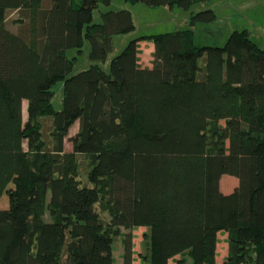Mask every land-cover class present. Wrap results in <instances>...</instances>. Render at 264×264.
Masks as SVG:
<instances>
[{"label":"trees","instance_id":"16d2710c","mask_svg":"<svg viewBox=\"0 0 264 264\" xmlns=\"http://www.w3.org/2000/svg\"><path fill=\"white\" fill-rule=\"evenodd\" d=\"M124 1L188 10L204 0ZM100 5L110 0H0V264H115L118 238L132 264L137 227L145 264H264V49L246 30L196 45L193 27L215 19L204 9L186 28L129 40L104 69L113 38L135 26L129 10ZM139 41L153 46L151 67L138 64ZM85 42L92 63L71 74ZM224 174L237 179L227 194Z\"/></svg>","mask_w":264,"mask_h":264},{"label":"rangeland","instance_id":"374dc122","mask_svg":"<svg viewBox=\"0 0 264 264\" xmlns=\"http://www.w3.org/2000/svg\"><path fill=\"white\" fill-rule=\"evenodd\" d=\"M101 10L107 9H127L132 15L134 30L128 34L117 35L113 38V48L108 54L104 63L98 62L104 69H107L109 60L118 54L129 40L137 39L143 35L168 32L188 27L190 13H196L204 9H211L215 14V19L210 23H198L193 27L194 43L198 46H222L228 35L235 30H246L252 41L260 48L264 49V0H204L190 6L188 10H183L178 6L171 9L162 6H148L143 3L131 5L124 0H110L108 7L100 5ZM17 17L16 11H8L6 23L7 27L13 31H18L19 27L13 22ZM93 22L99 23L98 12L94 11ZM138 64L143 67H151L152 44L148 41L138 42ZM153 48V46H152ZM88 44L84 43L81 52L76 56V62L71 74L88 67L90 62L87 59ZM68 55L75 54L74 50H69ZM61 82L53 86L54 97L53 105L55 109L60 107ZM26 119V102H22V120ZM221 126L224 125L220 121ZM77 122L73 124L67 138L64 141L66 150L71 149L69 138L74 136L77 131ZM79 165V175L85 179L87 161L83 155H77ZM237 186V179L234 176L224 174L219 180V189L223 194L233 191ZM7 195L0 196V209L7 208ZM127 232L121 229V233ZM132 264H145L143 255L146 253V234L144 227L132 228ZM216 261L221 262L227 253V235L225 232H218L216 235ZM113 255L115 264H121L122 245L118 238L113 245ZM182 256H175L168 260V264H189V259L183 256L184 261H180Z\"/></svg>","mask_w":264,"mask_h":264},{"label":"crops","instance_id":"0c3cea01","mask_svg":"<svg viewBox=\"0 0 264 264\" xmlns=\"http://www.w3.org/2000/svg\"><path fill=\"white\" fill-rule=\"evenodd\" d=\"M151 49L153 50L152 46H151ZM141 67H143V66H141Z\"/></svg>","mask_w":264,"mask_h":264}]
</instances>
